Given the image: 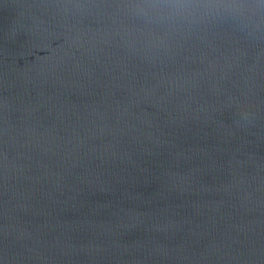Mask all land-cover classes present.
<instances>
[{
    "label": "water",
    "instance_id": "95a60500",
    "mask_svg": "<svg viewBox=\"0 0 264 264\" xmlns=\"http://www.w3.org/2000/svg\"><path fill=\"white\" fill-rule=\"evenodd\" d=\"M0 264H264V0H0Z\"/></svg>",
    "mask_w": 264,
    "mask_h": 264
}]
</instances>
